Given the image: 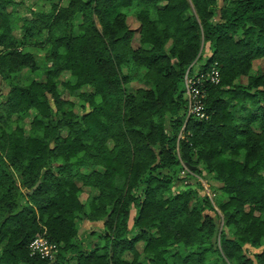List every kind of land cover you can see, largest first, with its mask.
Returning a JSON list of instances; mask_svg holds the SVG:
<instances>
[{"label":"trees","instance_id":"16d2710c","mask_svg":"<svg viewBox=\"0 0 264 264\" xmlns=\"http://www.w3.org/2000/svg\"><path fill=\"white\" fill-rule=\"evenodd\" d=\"M255 60L264 0H0V264H264Z\"/></svg>","mask_w":264,"mask_h":264},{"label":"built area","instance_id":"2783aa9c","mask_svg":"<svg viewBox=\"0 0 264 264\" xmlns=\"http://www.w3.org/2000/svg\"><path fill=\"white\" fill-rule=\"evenodd\" d=\"M209 78L213 82L218 80L216 69H212ZM198 81L199 78L196 80L190 78L186 79V94L191 101L190 111L202 116L203 113L201 112V103L199 97L203 95V90H199L197 88L196 83ZM28 247L31 254L38 253L43 257H52L56 251V245L54 243H50L44 236L41 235L32 238L28 244Z\"/></svg>","mask_w":264,"mask_h":264},{"label":"rangeland","instance_id":"374dc122","mask_svg":"<svg viewBox=\"0 0 264 264\" xmlns=\"http://www.w3.org/2000/svg\"><path fill=\"white\" fill-rule=\"evenodd\" d=\"M33 1H36V0H26V3L27 4H29V3H31V2H33ZM220 6H221V1H219V3H218V8H220ZM24 8V7H23ZM21 11H24V9H21ZM218 11V10H217ZM26 13V12H25ZM217 18V17H216ZM127 22H128V24H129V26L130 27H132V28H134V27H136L137 26V22H136V20L133 18V17H131V16H129L128 18H127ZM262 61H260V60H255L254 61V63H253V69L254 70H256V71H258V70H260V68H261V70L264 68V65L261 63ZM139 84L138 83H136V82H133L132 83V86L133 87H136V86H138ZM201 182H202V184H203V190H204V192L205 193H207V194H209V195H211V190H210V188H209V185H208V182L205 180V179H201ZM85 196H86V194L85 193H83L82 195H81V199L82 200H84V198H85ZM25 201V200H24ZM29 204V203H28ZM90 225V224H89ZM92 225L93 224H91V227H92Z\"/></svg>","mask_w":264,"mask_h":264},{"label":"water","instance_id":"95a60500","mask_svg":"<svg viewBox=\"0 0 264 264\" xmlns=\"http://www.w3.org/2000/svg\"><path fill=\"white\" fill-rule=\"evenodd\" d=\"M105 219H106V217H105Z\"/></svg>","mask_w":264,"mask_h":264}]
</instances>
